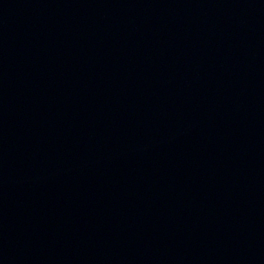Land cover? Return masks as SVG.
Returning a JSON list of instances; mask_svg holds the SVG:
<instances>
[{
	"label": "water",
	"instance_id": "95a60500",
	"mask_svg": "<svg viewBox=\"0 0 264 264\" xmlns=\"http://www.w3.org/2000/svg\"><path fill=\"white\" fill-rule=\"evenodd\" d=\"M0 264H264L126 0H0Z\"/></svg>",
	"mask_w": 264,
	"mask_h": 264
}]
</instances>
